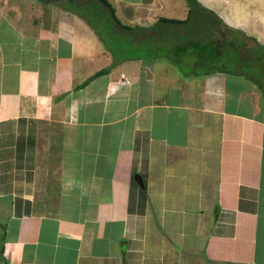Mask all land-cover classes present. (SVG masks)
Wrapping results in <instances>:
<instances>
[{"label":"crops","instance_id":"obj_1","mask_svg":"<svg viewBox=\"0 0 264 264\" xmlns=\"http://www.w3.org/2000/svg\"><path fill=\"white\" fill-rule=\"evenodd\" d=\"M107 1L0 0V264H264V8Z\"/></svg>","mask_w":264,"mask_h":264},{"label":"rangeland","instance_id":"obj_2","mask_svg":"<svg viewBox=\"0 0 264 264\" xmlns=\"http://www.w3.org/2000/svg\"><path fill=\"white\" fill-rule=\"evenodd\" d=\"M64 7L68 8H74L79 9L80 12H83L85 16L89 17L91 16V8L89 7L93 6L96 3H100L97 0H73L70 4V0H58ZM170 1V0H169ZM186 0H178V3L183 4ZM213 1V0H211ZM238 2L240 5H248V7H255V8H264V0H230L231 6H234L235 2ZM172 1H170L171 3ZM198 3H201L199 0H197ZM187 3V2H186ZM87 6V7H86ZM229 6V5H227ZM234 8V7H233Z\"/></svg>","mask_w":264,"mask_h":264},{"label":"trees","instance_id":"obj_3","mask_svg":"<svg viewBox=\"0 0 264 264\" xmlns=\"http://www.w3.org/2000/svg\"><path fill=\"white\" fill-rule=\"evenodd\" d=\"M40 2H54V3H56V4H60L61 5V3L58 1V0H39ZM73 0H70V4H73V3H71ZM97 1H99L100 3H102L104 6H106L108 9H109V11H110V15H111V18L113 19V21H114V23L117 25V28L121 31V30H132L133 28L132 27H128V26H126V25H123L119 20H118V18L115 16V14H114V9H113V7L111 6V4L107 1V0H97ZM186 2H187V5H188V7H189V12H188V17L191 15V13H192V9H191V7L193 6V5H199V3L197 2V0H186ZM87 7V6H86ZM64 9H66L67 11H69V12H72V13H75V14H77V15H79V16H82V17H85V14H83V12H80V10L79 9H74V8H64ZM162 20H166V21H168V22H172V23H176V24H181V23H186L187 22V20H188V18L186 19V20H176V19H162ZM103 71H99L97 74H100V73H102Z\"/></svg>","mask_w":264,"mask_h":264}]
</instances>
